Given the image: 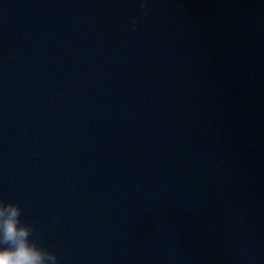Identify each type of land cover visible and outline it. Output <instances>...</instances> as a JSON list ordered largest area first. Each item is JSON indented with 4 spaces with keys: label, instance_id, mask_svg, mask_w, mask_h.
Instances as JSON below:
<instances>
[{
    "label": "water",
    "instance_id": "95a60500",
    "mask_svg": "<svg viewBox=\"0 0 264 264\" xmlns=\"http://www.w3.org/2000/svg\"><path fill=\"white\" fill-rule=\"evenodd\" d=\"M141 2L0 0V201L58 264H264V0Z\"/></svg>",
    "mask_w": 264,
    "mask_h": 264
},
{
    "label": "clouds",
    "instance_id": "9594fccd",
    "mask_svg": "<svg viewBox=\"0 0 264 264\" xmlns=\"http://www.w3.org/2000/svg\"><path fill=\"white\" fill-rule=\"evenodd\" d=\"M145 6L142 0L140 7ZM132 24L135 27V18ZM21 213L19 205L0 201V264H58L54 253L29 239L33 227L21 222Z\"/></svg>",
    "mask_w": 264,
    "mask_h": 264
}]
</instances>
